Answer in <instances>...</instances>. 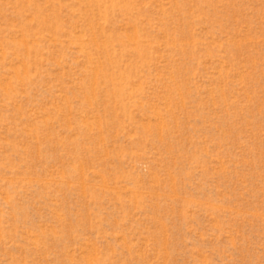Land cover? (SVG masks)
<instances>
[{"label": "rangeland", "instance_id": "374dc122", "mask_svg": "<svg viewBox=\"0 0 264 264\" xmlns=\"http://www.w3.org/2000/svg\"><path fill=\"white\" fill-rule=\"evenodd\" d=\"M0 264H264V0H0Z\"/></svg>", "mask_w": 264, "mask_h": 264}]
</instances>
